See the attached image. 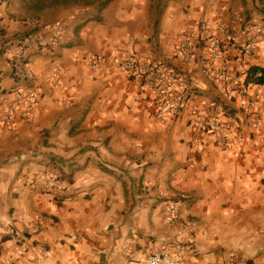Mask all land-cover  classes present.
Wrapping results in <instances>:
<instances>
[{"label": "crops", "instance_id": "1", "mask_svg": "<svg viewBox=\"0 0 264 264\" xmlns=\"http://www.w3.org/2000/svg\"><path fill=\"white\" fill-rule=\"evenodd\" d=\"M53 1L0 0V264H138L166 247L186 264H264V83L231 99L218 80L264 71V31H244L264 26V0ZM220 24L232 38L214 61L207 45ZM187 39L199 47L184 64ZM131 53L178 68L197 89L179 117L162 119L158 91L120 68ZM20 89L38 101L32 119L8 127ZM212 101L248 146L228 132L226 149L220 133L196 128ZM47 175L69 191H45L36 181ZM170 200L182 203L174 224Z\"/></svg>", "mask_w": 264, "mask_h": 264}, {"label": "built area", "instance_id": "2", "mask_svg": "<svg viewBox=\"0 0 264 264\" xmlns=\"http://www.w3.org/2000/svg\"><path fill=\"white\" fill-rule=\"evenodd\" d=\"M254 29L262 32L264 31V26H254L249 23H246L244 26V31L246 33H251ZM217 31L219 33V37L213 39L207 45V49L210 50L211 58L214 61H218L222 58L224 48L232 38V30L226 24L218 25ZM63 35L64 31L62 28H55L51 43L53 45H58L62 41ZM198 47L199 43L196 40L187 39L179 47L176 56L181 58L184 64L191 63L194 60ZM256 47L257 43L255 40L249 41L245 54L247 56H252ZM204 64L209 66L206 61ZM95 65H99V59H95ZM119 65L122 70L128 72L133 77H136L142 86H147L158 91L162 99V119H165L167 116H172L174 118L179 117L183 110L189 105L190 101L198 95L197 89L186 80L182 71L176 67L164 65L163 63L144 61L140 59L136 53L129 54L128 57L120 61ZM263 79L264 72L262 70H252L241 74L221 70L220 76L218 77L219 82L226 86L223 93L231 99L237 92L244 97L249 98L250 95L246 83L249 82V84L260 85L262 84L261 81ZM242 80L244 81V85L242 87L236 86L240 85ZM177 87H179V91H175ZM37 101L38 94L36 90H18L17 103L23 107L22 110L19 112L17 106H11L1 120L9 127L14 125V119L18 114L24 119H32L30 111L35 107ZM209 109V113L201 114L194 121L198 130L220 133V139L226 149L228 132L237 133L238 141L243 145V147L250 144V138L244 134V130L238 121L232 118H228L227 121L222 120V116H227V113L225 112L226 110L222 105L216 101H212ZM245 113L247 119L253 116L250 102H247V105L245 106ZM254 121L259 123L258 118H254ZM36 182L42 184L45 191L48 192L64 194L69 191L68 185L57 179L54 175L40 177ZM145 190L147 192H152L150 187H145ZM160 195L162 196L163 194L160 193ZM181 208L182 203L180 201L170 200V216L167 219L168 224H174L180 220ZM36 230L38 231V228H36ZM133 234H135V232H133ZM15 263L16 257H9L7 264ZM138 264H186V257L182 253L181 249L166 247L159 252L147 256Z\"/></svg>", "mask_w": 264, "mask_h": 264}, {"label": "trees", "instance_id": "3", "mask_svg": "<svg viewBox=\"0 0 264 264\" xmlns=\"http://www.w3.org/2000/svg\"><path fill=\"white\" fill-rule=\"evenodd\" d=\"M53 3H57V4L80 3L84 5H92V4L98 3L100 5V9H104L109 4V1H104V0H54ZM259 70L261 69H258V68L253 69V71H259ZM261 83H264V79L261 81Z\"/></svg>", "mask_w": 264, "mask_h": 264}]
</instances>
